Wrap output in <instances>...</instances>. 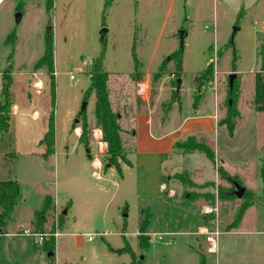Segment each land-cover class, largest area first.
I'll return each instance as SVG.
<instances>
[{"label": "rangeland", "instance_id": "374dc122", "mask_svg": "<svg viewBox=\"0 0 264 264\" xmlns=\"http://www.w3.org/2000/svg\"><path fill=\"white\" fill-rule=\"evenodd\" d=\"M253 2L0 0V94L8 76L12 104L26 108L25 115L12 117L0 141V179H16L22 193L6 228L13 234H0V264H131V253L140 264H264V111L253 104L264 2L258 6L259 19L246 12ZM103 28L107 32L101 39ZM48 33L53 76L45 66H35ZM180 50L178 71L174 54ZM102 53L110 105L127 131L121 141L132 166L120 161L121 171L104 167L107 144L99 150L93 135L98 128L95 99L86 93L90 69ZM208 65L212 74L197 80ZM34 73L43 82L40 94L32 90ZM139 81L149 83L148 101L136 94ZM233 87L238 116L230 137L219 122L226 118ZM81 110L87 119L85 146L78 143ZM52 111L54 154L44 156L45 148L35 140ZM133 111L151 115L155 128L170 118L165 132L188 114L214 112L210 129L190 135L212 150L213 159L175 148V143L164 155H156L152 144L131 143L132 130L137 131L128 122ZM77 126L79 137L73 131ZM87 154L99 160L101 178L93 177L95 168L80 159ZM45 195L61 204L72 198L73 212L62 215L66 205L61 212L47 211L44 230L53 233L43 234L42 240L21 234L33 231L31 221ZM141 221L148 224L146 233L163 232L162 239L147 235L148 244L139 248ZM208 235L216 243L212 253ZM56 237L54 252L46 253L43 240Z\"/></svg>", "mask_w": 264, "mask_h": 264}, {"label": "trees", "instance_id": "16d2710c", "mask_svg": "<svg viewBox=\"0 0 264 264\" xmlns=\"http://www.w3.org/2000/svg\"><path fill=\"white\" fill-rule=\"evenodd\" d=\"M259 56L261 59L260 69L254 75V96H253V104L254 109L257 111H264V36L262 37L260 48H259ZM181 50L174 54L178 58L176 68L178 71H181ZM134 54V53H133ZM134 58V70L139 66L137 58L135 54ZM103 59V53L95 59L92 64V67L89 72V85L86 89V93L94 95V109L93 115L95 119V124L100 128L103 136V140L107 144V164L104 166H115L116 169L121 171L120 161L126 165L130 166V162L126 159L123 144L121 141L120 133L121 128L118 123L117 114L112 110L109 100V93L107 88V73L101 70ZM235 56L233 57V67H234ZM35 66H45L47 70L50 72L51 76L54 74L53 67V40L52 34L49 33L45 39V48L42 56L37 60ZM212 74V67L208 65L207 68L201 73V75L197 78L207 77ZM7 83H2V90L0 96V141L3 135L7 132L9 127L10 120V109L12 106V97L9 92L10 87V79L8 76L5 77ZM137 81V80H136ZM51 104L54 105L55 99V87L51 83ZM177 90H174L173 93V101L178 98V89L179 87L175 85ZM229 104L226 109V118L224 121L219 122V125H225L228 135L230 137L233 136V130L235 125V119L238 116V111L236 108V92L234 87L229 90L228 96ZM79 115L82 118V127L83 133L80 136L79 143L85 146L87 144L86 138V130H87V122L85 111L81 110ZM54 141H55V123H54V112L52 111L47 119V127L46 131L43 134V137L39 141V144L43 145L45 148L44 156H48L54 154ZM175 148L182 149L185 152L198 151L203 153L209 160L213 159V152L210 148L205 146L202 143H198L195 141V138L192 136H188L184 141H177L174 144ZM221 172V171H219ZM21 198V188L16 179L6 177L0 179V234H6V228L8 225L14 221L15 218V207L18 204ZM54 210V204L52 197L46 195L43 199V202L39 209L34 213V219L31 224L33 227V234H46L53 233V231H45L44 223L46 222L44 219V214L47 211ZM60 226V224H59ZM148 224L146 222L141 221L138 232V246L139 248H143L148 244V237L145 235ZM44 251L54 252L55 249V240L53 238L46 241L43 240L42 246ZM131 264H140L137 261L134 253H131Z\"/></svg>", "mask_w": 264, "mask_h": 264}, {"label": "crops", "instance_id": "0c3cea01", "mask_svg": "<svg viewBox=\"0 0 264 264\" xmlns=\"http://www.w3.org/2000/svg\"><path fill=\"white\" fill-rule=\"evenodd\" d=\"M263 2H264V0H254V2L247 8L246 12H248L249 10L253 11L258 16V19H259L260 10L258 9V6ZM259 32H264V22H262V25L260 27ZM256 33H257V31H256ZM254 39H255V43H256V36L254 37ZM0 96H1V94H0ZM24 109H26V108L24 106H22L19 102L18 103L13 102L12 107H11V111H10V120H9V127H8L7 132L10 130V121H11L12 117L13 116H19V115H25V113L23 112ZM34 109H32L31 111H33ZM38 111L41 112L40 110H38ZM213 113H211V114L208 113L207 115L206 114L197 115V114H195V112L193 114H188L187 116H185L183 119H181L177 123V125L175 126V128H173L172 131L165 132L164 129L166 127V124L168 122H170V118H168V117L165 118V120H163L162 123L159 122L157 127L155 128V127H153L154 123H153L151 115H149L148 113H137L136 111H133L131 113V115H128V117L130 119L128 122H129V125H131L132 128L135 127L137 131H135L134 129L132 130L131 143L134 140L135 142L137 141V143L143 142L146 144H152V145L156 146V148H155L156 149V152H155L156 155H164V154H166L165 152L168 148L171 149V147H173V144L175 142L183 139L185 136L194 135L196 132L204 130L205 128L210 129L211 127H209L208 125L211 126L213 123V121H212V119L214 118ZM26 115H28L30 118H35L34 115H32V112L26 113ZM34 122L36 123V121H34ZM130 122H131V124H130ZM136 126H138L139 128L137 129ZM163 126H165V127L163 128ZM122 128H124V127H122ZM161 128H163V130H161ZM45 131H46V129L44 130V132ZM7 132L5 134H7ZM44 132H43V134H44ZM43 134L35 140V142L40 147H44L43 145L39 144V141L43 137ZM170 134H173V135H170ZM126 135H127V131L121 130V140L123 138H125ZM80 159L86 160L85 162L89 161V164L93 166V163H94L93 160L94 159L91 158L89 154L85 155L84 157H83V155H80ZM126 159H127V157H126ZM130 166H132L131 163H130ZM162 184H164V183L163 182L160 183V187ZM21 196H22V193H21ZM52 199H53V204H54V210L53 211L61 212L64 205H66L65 209L67 212H66L65 216H67L69 213L73 212L74 200L72 198H70V200L68 202L66 201L65 202L66 204H64L63 202L61 204V202H59L58 199H56V198H52ZM17 227H20L19 221L17 222ZM20 233L23 235H32V236L36 237L35 234L28 232V230H26V229L22 230V232H20ZM57 233H58L57 234L58 236H61L64 234V232H60V231H58ZM157 233H163V232H157ZM6 234H13V233H9L7 231ZM57 238L58 237L55 238V246H56V239ZM54 257H56V251H55Z\"/></svg>", "mask_w": 264, "mask_h": 264}, {"label": "built area", "instance_id": "2783aa9c", "mask_svg": "<svg viewBox=\"0 0 264 264\" xmlns=\"http://www.w3.org/2000/svg\"><path fill=\"white\" fill-rule=\"evenodd\" d=\"M33 75L35 77V73ZM69 78L71 80L74 79L73 75H70ZM42 89H43V82H42V80L36 79V77H35V80L32 83V90L34 91L35 94H40L41 91H42ZM135 89H136V94H137L138 97H140L144 101H148V98H149V83L143 82V81H139V82L136 83V88ZM73 131H74V134L77 137L80 136V134H81L80 127H78V126L75 127L73 129ZM93 135L95 137V140L99 144V147H98L99 150L102 149L103 147H106V143L101 138L102 132H101V130L99 128H97V129H95L93 131ZM97 160H98L97 158H95L93 160L94 161L93 167L95 168V170H93L91 174H92L93 177L99 179V178H101L100 173H99L100 170H101V167H100L99 160H98V162H99L98 164L99 165H97V163H96ZM35 235H39L40 240L43 239L41 234H35ZM145 235H150L152 239L155 238L154 240L160 241L162 239L163 233H145ZM92 238H93V236L92 235H89L88 240H91ZM207 240L209 241V244H210L209 245V249H208L209 252H211V253L212 252H215L216 251V243H215V240L212 238L211 235H208L207 236Z\"/></svg>", "mask_w": 264, "mask_h": 264}, {"label": "water", "instance_id": "95a60500", "mask_svg": "<svg viewBox=\"0 0 264 264\" xmlns=\"http://www.w3.org/2000/svg\"><path fill=\"white\" fill-rule=\"evenodd\" d=\"M19 19H20V14H16V16H15V20H16V22H18L19 21ZM238 30V28H235L234 27V29H233V33H235V31H237ZM49 32V31H48ZM107 32V30L105 29V28H103V29H101V31L99 32V34H100V37H101V39L104 37V35H105V33ZM49 34V33H48ZM182 32H180L179 33V36H180V40H182ZM232 76L230 77V85H231V81H232ZM179 84H180V80L178 79L177 80V86L179 87ZM85 107V102H83L82 103V109ZM88 151V149H86V152ZM242 193H243V188H239L238 189V191H237V196L238 197H240L241 195H242ZM66 209H64L63 211H62V215H66Z\"/></svg>", "mask_w": 264, "mask_h": 264}, {"label": "bare ground", "instance_id": "6f19581e", "mask_svg": "<svg viewBox=\"0 0 264 264\" xmlns=\"http://www.w3.org/2000/svg\"><path fill=\"white\" fill-rule=\"evenodd\" d=\"M96 163H97V165H99V164H98V163H99L98 160L96 161Z\"/></svg>", "mask_w": 264, "mask_h": 264}]
</instances>
